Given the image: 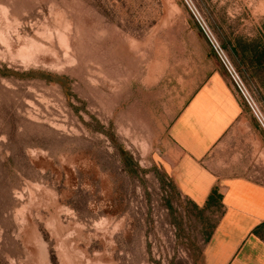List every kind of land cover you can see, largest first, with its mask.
<instances>
[{"label":"rangeland","instance_id":"374dc122","mask_svg":"<svg viewBox=\"0 0 264 264\" xmlns=\"http://www.w3.org/2000/svg\"><path fill=\"white\" fill-rule=\"evenodd\" d=\"M192 1L264 113V0ZM215 65L182 0H0V264H193L215 209L159 169L143 80L179 93ZM211 155L264 187L245 107Z\"/></svg>","mask_w":264,"mask_h":264},{"label":"crops","instance_id":"0c3cea01","mask_svg":"<svg viewBox=\"0 0 264 264\" xmlns=\"http://www.w3.org/2000/svg\"><path fill=\"white\" fill-rule=\"evenodd\" d=\"M162 77L143 80V136L173 188L216 214L193 264H264V187L215 169L211 155L244 115L243 103L218 65L179 93Z\"/></svg>","mask_w":264,"mask_h":264},{"label":"built area","instance_id":"2783aa9c","mask_svg":"<svg viewBox=\"0 0 264 264\" xmlns=\"http://www.w3.org/2000/svg\"><path fill=\"white\" fill-rule=\"evenodd\" d=\"M182 3L186 7L187 11L191 15L194 23L196 24L204 38L208 42L211 51L217 58L221 67L223 68L234 91L236 92L244 107L246 108L250 116L253 118L254 122L256 123V125L264 136V113L261 110V107L255 100L252 93L247 88L238 70L235 68L229 56L227 55L225 49L214 35L207 21L199 12L193 1L182 0Z\"/></svg>","mask_w":264,"mask_h":264},{"label":"trees","instance_id":"16d2710c","mask_svg":"<svg viewBox=\"0 0 264 264\" xmlns=\"http://www.w3.org/2000/svg\"><path fill=\"white\" fill-rule=\"evenodd\" d=\"M262 62H263L262 57L261 58H259V57L255 58V65L256 66H260L262 64ZM213 195H215L214 189L209 194L208 199H207V203L210 202V200L213 198Z\"/></svg>","mask_w":264,"mask_h":264}]
</instances>
